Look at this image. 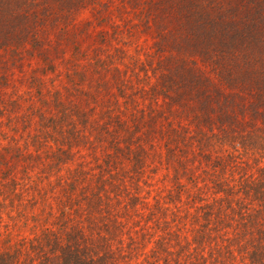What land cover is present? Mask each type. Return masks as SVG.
Wrapping results in <instances>:
<instances>
[{
  "label": "trees",
  "instance_id": "trees-1",
  "mask_svg": "<svg viewBox=\"0 0 264 264\" xmlns=\"http://www.w3.org/2000/svg\"><path fill=\"white\" fill-rule=\"evenodd\" d=\"M0 264H264V0H0Z\"/></svg>",
  "mask_w": 264,
  "mask_h": 264
},
{
  "label": "rangeland",
  "instance_id": "rangeland-1",
  "mask_svg": "<svg viewBox=\"0 0 264 264\" xmlns=\"http://www.w3.org/2000/svg\"><path fill=\"white\" fill-rule=\"evenodd\" d=\"M100 9V6H96L94 8H85L84 10L81 11V13H79L76 16V20H75V24L79 27L82 26V24H87L89 22H93L96 21L94 18L95 13L97 12V10ZM51 40V44H54L55 47H57L59 44L57 43V39H55L53 36L50 37ZM63 42V41H62Z\"/></svg>",
  "mask_w": 264,
  "mask_h": 264
}]
</instances>
